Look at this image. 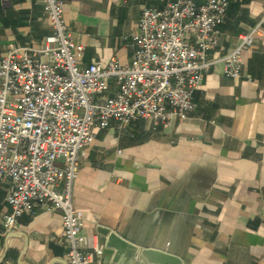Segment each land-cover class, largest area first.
Wrapping results in <instances>:
<instances>
[{
	"label": "crops",
	"instance_id": "1",
	"mask_svg": "<svg viewBox=\"0 0 264 264\" xmlns=\"http://www.w3.org/2000/svg\"><path fill=\"white\" fill-rule=\"evenodd\" d=\"M63 1L79 62L89 65L128 63L143 9L177 0ZM229 1L211 59L235 48L264 17V0ZM51 32L43 0H0V58ZM241 68V77L230 78L216 62L186 121L153 128L146 120H112L96 129L74 187L90 247H105L97 229L107 226L140 249L171 251L183 264H264V23ZM8 187L0 181V232ZM113 255L105 247L104 264H116ZM0 264H69L61 212L45 206L22 216L0 235Z\"/></svg>",
	"mask_w": 264,
	"mask_h": 264
},
{
	"label": "built area",
	"instance_id": "2",
	"mask_svg": "<svg viewBox=\"0 0 264 264\" xmlns=\"http://www.w3.org/2000/svg\"><path fill=\"white\" fill-rule=\"evenodd\" d=\"M52 32L39 45H13L0 58V181H9V212L0 235L24 215L48 206L61 212L69 264H104L105 247H90L81 231L85 216L74 202L84 149L96 129L149 121L153 128L186 121L194 94L222 61L230 78L242 76L243 54L254 44L264 17L219 59L229 0H177L146 7L132 33L135 50L123 64L82 65L63 0H43Z\"/></svg>",
	"mask_w": 264,
	"mask_h": 264
},
{
	"label": "water",
	"instance_id": "3",
	"mask_svg": "<svg viewBox=\"0 0 264 264\" xmlns=\"http://www.w3.org/2000/svg\"><path fill=\"white\" fill-rule=\"evenodd\" d=\"M97 233L105 239V247L114 250L116 264H183V258L171 251L141 248L107 226H99Z\"/></svg>",
	"mask_w": 264,
	"mask_h": 264
}]
</instances>
